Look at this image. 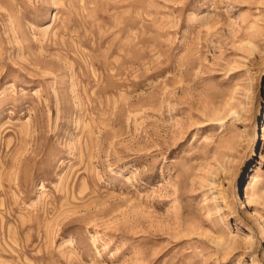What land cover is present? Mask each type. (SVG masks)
Returning <instances> with one entry per match:
<instances>
[{"label": "rangeland", "instance_id": "obj_1", "mask_svg": "<svg viewBox=\"0 0 264 264\" xmlns=\"http://www.w3.org/2000/svg\"><path fill=\"white\" fill-rule=\"evenodd\" d=\"M0 264H264V0H0Z\"/></svg>", "mask_w": 264, "mask_h": 264}]
</instances>
